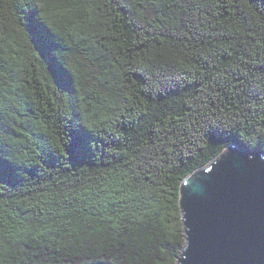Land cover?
Returning a JSON list of instances; mask_svg holds the SVG:
<instances>
[{
	"label": "trees",
	"instance_id": "trees-1",
	"mask_svg": "<svg viewBox=\"0 0 264 264\" xmlns=\"http://www.w3.org/2000/svg\"><path fill=\"white\" fill-rule=\"evenodd\" d=\"M231 144L264 153V0H0V264H177Z\"/></svg>",
	"mask_w": 264,
	"mask_h": 264
},
{
	"label": "water",
	"instance_id": "water-1",
	"mask_svg": "<svg viewBox=\"0 0 264 264\" xmlns=\"http://www.w3.org/2000/svg\"><path fill=\"white\" fill-rule=\"evenodd\" d=\"M177 264H264V153L231 144L179 187Z\"/></svg>",
	"mask_w": 264,
	"mask_h": 264
},
{
	"label": "snow or ice",
	"instance_id": "snow-or-ice-1",
	"mask_svg": "<svg viewBox=\"0 0 264 264\" xmlns=\"http://www.w3.org/2000/svg\"><path fill=\"white\" fill-rule=\"evenodd\" d=\"M49 6V0H40V7L45 8Z\"/></svg>",
	"mask_w": 264,
	"mask_h": 264
}]
</instances>
